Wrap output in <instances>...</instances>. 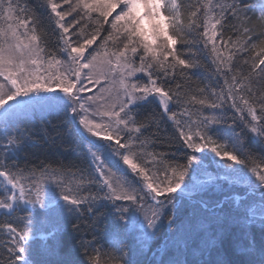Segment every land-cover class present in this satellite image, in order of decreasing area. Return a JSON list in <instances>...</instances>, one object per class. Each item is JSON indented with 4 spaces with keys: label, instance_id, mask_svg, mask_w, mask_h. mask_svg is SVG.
<instances>
[{
    "label": "snow or ice",
    "instance_id": "obj_1",
    "mask_svg": "<svg viewBox=\"0 0 264 264\" xmlns=\"http://www.w3.org/2000/svg\"><path fill=\"white\" fill-rule=\"evenodd\" d=\"M43 6L53 25L54 48L27 0H0V264H30V222L19 213L46 206L45 183L60 189L58 199L68 212L82 215L83 205L93 212L111 204L125 230L138 222L127 214H142L145 244L162 217L172 227L173 214L165 210L174 207V194L187 188L185 178L207 152L231 162L225 164L227 177L264 190V152L257 157L248 150L233 125H228L231 135L214 128L227 124L226 112L215 110L228 105L233 124L239 118L264 146V10L253 21L243 0H44ZM194 47L209 53L223 80L219 91L185 83L191 81L188 70L200 66ZM236 58L247 70L234 66ZM153 103L190 150L186 162L152 148L154 134L146 132L159 127L156 114L141 117L139 110ZM40 104L61 108L78 125L90 170L69 173L9 163L30 141L23 132L11 131L9 121ZM113 164L126 166L135 179L119 175ZM245 220L264 227V208L259 220L249 208ZM81 248L87 264L115 260L102 262L92 242L82 240Z\"/></svg>",
    "mask_w": 264,
    "mask_h": 264
},
{
    "label": "trees",
    "instance_id": "obj_2",
    "mask_svg": "<svg viewBox=\"0 0 264 264\" xmlns=\"http://www.w3.org/2000/svg\"><path fill=\"white\" fill-rule=\"evenodd\" d=\"M75 2L76 0H72L73 4ZM27 3L39 17L48 34L50 46L54 48L56 41L53 25L43 6L44 0H27ZM243 4L248 8L246 15L253 21L258 20L260 16L258 6L260 4L264 6V0H243ZM71 19L72 17L68 20ZM259 31L257 27V34ZM255 38L254 35L253 39ZM177 47L184 48L185 46L178 45ZM192 51L195 52L200 66L188 70L191 81H185V83L200 87L207 86L219 91L223 87V80L216 73V66L212 63L209 53L206 50H197L196 47ZM234 66L247 70V66L243 65L239 58H236ZM171 107L179 111L177 105L173 104ZM50 109L52 111L48 110L47 113L42 112L39 115L15 116L9 121L11 131L19 130L26 137H30V141L9 163H15L21 168L40 170L50 167L69 173L90 170L92 161L77 134L78 125L70 118H66L61 108L56 106ZM203 111L208 114L213 110L203 109ZM215 111L217 115L220 111L226 112L227 124L216 125L214 128H222L227 135H231L232 129L228 125H233L235 131L244 137L248 150L257 157L264 152V146L251 138L247 130L243 129L239 118H236L233 124V111L228 105H225L222 110ZM160 112L161 109L155 103L146 104L139 110L141 117L156 114L159 127L153 125L146 132V135L154 134L152 139L155 143L152 148L156 152L166 153L167 157L174 162L184 163L186 162L185 154L190 150L176 139L172 122L166 117L161 118ZM223 136L222 133L221 137H218L222 139V142ZM196 155L199 158L205 154L197 153ZM212 157L220 161L211 152H207V158L202 161V164H206V169L210 171H213ZM109 163L112 164V162ZM112 166L116 168L119 175L127 176L129 181L135 179L130 171L124 170L122 166L114 164ZM246 187L247 185L228 186L225 184L205 193V197L209 201H216L223 195L239 192ZM254 188L258 189V187ZM59 191L56 184L45 183L42 195L46 206L41 208L37 205L34 209L29 207L28 210L19 213L20 216L27 217L30 222V264H87V257L81 248L82 240L86 243L92 242L96 248L101 250L102 262L115 258L113 264H122L121 257L130 264H161V262L163 264H261L264 260V252H262L264 250V227L259 223L249 225L233 219V217H238V211L232 206L225 209L227 216L220 218V213L210 214L203 206L201 207L188 198L185 199L186 196L180 193H175L174 207L170 206L166 210L173 214L172 227H169L168 217H162L158 226L159 230L145 244L138 225L139 220L134 228L129 227L125 230L121 222L116 219L117 214L113 206L106 203L94 207L93 212H87L88 206L83 205L81 206L82 215L68 212V206L58 199ZM93 191H95V186H93ZM180 196H182L181 205L180 201L176 204ZM50 201H54L51 207L48 206ZM57 203L61 207L57 208ZM190 213L197 216V227L184 233L182 229L179 230V225L187 219ZM127 215L138 219L139 216L143 218L138 212H130ZM0 218H3L2 212H0ZM74 224L80 226L79 230L74 229ZM2 239L3 237L0 236V248H2ZM252 245L254 247L250 249ZM2 255L3 252L0 251V256Z\"/></svg>",
    "mask_w": 264,
    "mask_h": 264
},
{
    "label": "rangeland",
    "instance_id": "obj_3",
    "mask_svg": "<svg viewBox=\"0 0 264 264\" xmlns=\"http://www.w3.org/2000/svg\"><path fill=\"white\" fill-rule=\"evenodd\" d=\"M65 7H68V5H65ZM261 10H264V6L260 4L258 6V11L261 13ZM69 18L70 17H68L67 19ZM55 107H56L55 105L50 106L47 104L35 105L30 109L19 113L16 116L25 115V114L39 115L42 112L47 113L48 110L52 111L50 108H55ZM98 142L100 144H103L106 141H98ZM107 143L108 142H106L105 144ZM112 159L113 158H109V162H112ZM226 163H231V162L222 161V160L219 161L217 159H213L212 157L213 171H210L206 169V164L204 163L202 164V162H200L199 167L196 169V171H192L191 174L188 176V178H186L185 184L187 185V188L177 193L186 196L185 199L188 198V200L190 201L193 200L192 202L198 203L199 205H201V207L203 206L206 209V211L210 214L220 213V218L227 216L226 210L228 209L229 206L230 207L232 206V208L234 207L238 211V217H233V219L235 218V220L243 222V224H248L245 220V215L248 209L251 208L256 212L257 220H259L260 210L261 208H264V190H261L259 187L257 189L254 187L250 188L247 186L244 190H241L239 192L236 191L233 193H228L227 195H223L219 200L216 201L214 200L209 201L207 197H205L206 195L205 193L212 191L213 189L221 185H225V184L228 186L246 185L245 183H242L235 178L227 177L228 170L225 168ZM121 168L127 170L126 166H122ZM181 198L182 196H180V198L179 197L177 198L176 204L177 202L180 201V205H181L182 203ZM138 220H139L138 225L139 228L141 229V234L143 235V231L145 228V225L143 223V218L139 216ZM196 223H198L197 216L190 213L187 219L182 221L181 225H179V230L182 229L181 231H183L184 233L188 232L197 227Z\"/></svg>",
    "mask_w": 264,
    "mask_h": 264
}]
</instances>
